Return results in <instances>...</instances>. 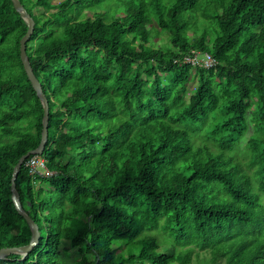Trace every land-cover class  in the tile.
Masks as SVG:
<instances>
[{"label": "trees", "instance_id": "obj_1", "mask_svg": "<svg viewBox=\"0 0 264 264\" xmlns=\"http://www.w3.org/2000/svg\"><path fill=\"white\" fill-rule=\"evenodd\" d=\"M20 1L50 106L37 156L52 174H32L34 156L23 164L17 189L42 236L0 264H64L70 249L75 264H192L200 253L209 264H264V0H119L115 15L92 20L82 14L100 0ZM27 32L0 0V249L32 238L12 201L14 169L43 128L20 56ZM157 34L173 47L157 46ZM196 52L217 66L185 64ZM250 123L253 175L234 155Z\"/></svg>", "mask_w": 264, "mask_h": 264}, {"label": "water", "instance_id": "obj_2", "mask_svg": "<svg viewBox=\"0 0 264 264\" xmlns=\"http://www.w3.org/2000/svg\"><path fill=\"white\" fill-rule=\"evenodd\" d=\"M14 8L17 13L21 16V18L27 23L28 25V32L26 35L21 39L20 42V56L21 61L24 66V70L28 76L29 81L32 84V87L34 91L36 92L38 98L40 99L43 110H44V116H43V128H42V136H41V142L37 149L30 151L26 155H24L17 166L14 169L13 175H12V201L15 205V208L20 216H22L29 228L32 232V238L27 246L22 247H9V248H2L0 249V261H6L11 255H21L23 257H26L29 253H31L39 244L40 239L42 236V232L40 231V227L36 222L31 218V216L26 212L24 209L20 193L17 189V179L18 175L22 169L23 164L30 156H37V155H43L46 145L48 143L49 138V120H50V106H49V100L43 90V86L37 76L34 73V70L31 66V62L29 59V56L27 54V43L32 38L34 31H35V21L32 18V16L28 13L25 6L21 3L20 0H12Z\"/></svg>", "mask_w": 264, "mask_h": 264}, {"label": "rangeland", "instance_id": "obj_3", "mask_svg": "<svg viewBox=\"0 0 264 264\" xmlns=\"http://www.w3.org/2000/svg\"><path fill=\"white\" fill-rule=\"evenodd\" d=\"M92 7H94L92 12L85 11L82 14L83 19L92 20L94 17V15H93L94 13L106 12L108 10L111 11L110 15H115V13L118 11V8L120 7V4H119V0H100V2H98L95 5H92ZM155 43L157 44V46H164L165 47L168 45V46L173 47V43L170 41V39L168 38V36L166 34H161V35L157 34L155 37ZM166 82H170V80H166ZM188 88H189L190 92L195 91L197 89V83L195 81L189 82ZM0 114H1V110H0ZM247 118L248 119L251 118L250 114L247 116ZM202 133H204V132H202ZM253 135H255V130L253 128V125L250 123L248 125V129L245 133V136L242 138L240 143L236 146L235 152H234L235 161L242 164L243 167H245L248 170V172L251 173L252 175L255 171V168L249 169V167H248V164L250 162V156H251L250 150L248 148V144H249V141L251 139V136H253ZM155 234L159 238L160 244L164 246V250L171 252L170 248L168 247V245L172 243L171 238H168L163 233V231H161V230H158ZM64 246L66 248L70 249V243L68 241L64 242ZM117 252H119V251H117ZM208 257H209V255L206 253H200L199 256H197L195 254L193 256L192 264H209L208 263ZM63 262H64V264H75L77 262V250L70 249V251L67 252L63 256ZM175 264H177V263H175Z\"/></svg>", "mask_w": 264, "mask_h": 264}, {"label": "built area", "instance_id": "obj_4", "mask_svg": "<svg viewBox=\"0 0 264 264\" xmlns=\"http://www.w3.org/2000/svg\"><path fill=\"white\" fill-rule=\"evenodd\" d=\"M200 55L201 52H196L192 56H185L183 58L184 63L205 67L207 69L217 66L218 62L211 54L204 53L202 57ZM27 166L31 170L32 174H41L43 173L42 170H44V174L51 175V173L46 168L45 160L40 156H34L33 158H31L28 161Z\"/></svg>", "mask_w": 264, "mask_h": 264}]
</instances>
